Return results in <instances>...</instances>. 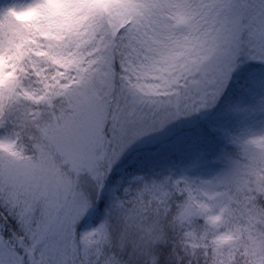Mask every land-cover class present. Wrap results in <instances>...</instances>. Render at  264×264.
<instances>
[{"label":"rangeland","instance_id":"374dc122","mask_svg":"<svg viewBox=\"0 0 264 264\" xmlns=\"http://www.w3.org/2000/svg\"><path fill=\"white\" fill-rule=\"evenodd\" d=\"M34 2L0 0V34L14 35L22 24L31 21L32 14L26 9ZM205 2L210 3L211 0ZM247 3L249 7L242 11L244 22L258 26L259 0H247ZM85 26L86 35L90 34L95 40V31L88 19L82 21L75 34L83 32ZM97 47V63L96 56L90 60L95 61L91 67L89 60L81 59L80 68H89L86 87L80 83L84 73L74 63L65 67L32 56L31 60L64 73V86L54 94L52 88L43 86L41 96L45 100L39 103L44 108L42 111L39 106H27L30 111L42 115L26 116L21 107L20 111L13 110L5 115L0 125L3 126L14 114L20 128L33 124L29 126L35 131L31 132L30 139L35 144L47 145L44 151L46 163L41 168L0 176V208L22 228L38 263L78 264L83 257L92 258L95 254L89 250L88 241L107 236L112 216L123 224L126 233L132 234L135 230L138 235L135 244L139 250L144 251L154 244L157 240L154 228L145 213L137 207L135 212L124 210L126 204L138 202L134 200L133 184L116 188L117 191L107 199L111 212L104 214L97 231L88 236L94 227L91 220L105 181L123 161L138 156L148 147L167 145L193 128H199L201 123L208 122L235 75L239 84L230 94L233 102L221 120V129L194 151L184 152L181 156L179 152L158 154L149 163L148 175L157 180L151 185L153 190L158 189L153 193L156 201L162 200L160 190L164 186L181 182L183 189L180 194L184 195L181 204L184 209L190 204L192 209V215L184 216L205 217L204 203L212 206L210 217L215 215L216 209H226L225 221L237 224L235 229L239 237L236 239L243 236V240L251 244L250 252L264 258V218L260 209L256 211L254 202L250 201L254 199L253 194L261 195L264 190V178L260 174L264 166V66L253 63L258 51L245 44L238 60L225 65L222 71L206 81L202 80L199 85L191 84L182 93H170L164 103L125 88L126 67L144 47L136 45L133 50L127 40L119 39L114 44L111 40L102 41ZM116 57L120 60L118 68ZM67 60L72 61L73 58L67 57ZM36 121L42 127L46 124L51 126V141L40 139ZM0 140L17 144L16 136L0 135ZM34 149L36 154L33 157L39 160L41 153ZM53 158L55 169L50 171L47 164ZM242 159L249 161L246 170L240 167ZM73 160L76 170H72ZM64 161L69 162L67 168L63 166ZM140 179L138 174L135 175L134 184ZM86 190L94 191L92 199L88 198ZM144 193L145 190L139 192L141 195ZM189 193L196 198H191ZM249 205L252 211L248 210ZM252 218L254 228L247 227L246 223ZM0 264H23L17 250L2 243L1 234Z\"/></svg>","mask_w":264,"mask_h":264},{"label":"trees","instance_id":"16d2710c","mask_svg":"<svg viewBox=\"0 0 264 264\" xmlns=\"http://www.w3.org/2000/svg\"><path fill=\"white\" fill-rule=\"evenodd\" d=\"M88 21L91 23L96 35V47L93 49V53L96 56L97 63V54L99 53L97 46H100L102 41H110L109 33L115 27H120L123 23H127V20H121L119 13L116 12L111 19L97 15L94 20L88 19ZM117 50L120 51V49ZM254 60V64L264 66V60L260 58V54L255 55ZM32 61L35 62L39 74L33 75L36 78L33 83L37 87L30 85L29 88L36 92L37 98L44 93V85L52 88L53 94L60 91L64 86L65 74L55 67H53L55 71L49 72L47 65L42 68L41 62ZM118 61L120 60L117 58V68L119 65ZM235 76L230 80L227 89L215 105L208 122L201 123L199 128H193L189 133L174 139L167 145L148 147L138 156L123 161L105 181L103 194L99 199L96 213L91 220L94 222V227L89 231L88 236L94 234L95 230L97 231V225L104 218V214L111 212V210H108L110 205H107V199H110L113 192L117 191L116 188L133 184L132 186L136 192L134 200L138 202L126 204L124 210L135 212L134 209L137 207L145 213L146 219L154 228V234L157 239L155 243L144 251L139 250L135 244L138 239L135 230L132 234L126 233L127 231L124 230L123 224L110 214L109 217L112 216V218L107 236L88 241V248L96 257H83L78 264H221V262L223 264H234L236 258L241 256V254L244 264H264L263 257L250 252L251 244L248 240L249 244L246 240H243V236L240 239H236L239 237L238 230L235 229L237 224L225 221L224 217H226L225 213L227 211L217 223H212L209 219L212 214V206L210 204L204 203L205 217L182 216L181 213L184 211V207L181 201L184 195L180 194L183 189L181 182L178 181V183L170 186H164V189L160 190L161 194H163L162 200L156 201L153 193L158 189L153 190L151 185L157 180L151 174L148 175V171L151 168L149 163L158 154L171 155L179 152V156H181L184 152L194 151L201 146L205 139L212 137L215 132L221 129V120L224 119L228 113V107L233 102L230 94L236 91L235 87L239 84L236 83ZM74 79H77L76 76H74ZM241 84L243 85L244 83L242 82ZM39 105L31 104L30 106L36 108ZM39 108L41 111L44 109L42 106H39ZM16 119V115L13 114L0 127L3 130L0 135L16 136L18 149L26 155L35 156V142L30 139L31 132L35 131L32 127H29L30 125L33 126V124L20 128L16 123ZM28 120L31 122L30 118ZM182 158L180 157V159ZM137 174L141 179L140 182L134 184L133 178ZM144 190L146 193L139 194L140 191L144 192ZM86 194L88 198L92 199L94 191L86 190ZM189 195L191 198H196L192 193H189ZM252 198L254 199L250 201L254 202L256 211L264 207L263 194H253ZM258 216L257 218L260 219L261 216L259 214ZM253 218L255 219V216ZM253 218L246 223L247 227L254 228ZM263 218L264 216H262ZM0 234L2 243L9 248L17 250L23 264H39L35 252H31L33 248L28 237L25 236L18 223L10 216L8 217L2 208H0ZM244 253L247 254L245 255Z\"/></svg>","mask_w":264,"mask_h":264},{"label":"snow or ice","instance_id":"6c2138e0","mask_svg":"<svg viewBox=\"0 0 264 264\" xmlns=\"http://www.w3.org/2000/svg\"><path fill=\"white\" fill-rule=\"evenodd\" d=\"M202 2L205 8L214 14L213 30L208 34L209 40L197 63L196 71L200 78L194 79L193 85H199L202 80L214 77L225 65L238 60L245 44L253 51H258L264 60V0H259L258 26L244 22L242 11L249 7L247 0ZM26 11L32 14L31 21L22 24L21 29L14 35L0 34V125L3 124L5 115L13 110L20 111L21 107L26 116L42 115L30 111L27 106L39 104L45 97L37 98L36 92L23 84V78L39 74L35 62L31 60L32 56L65 67L74 63L77 69L84 73L80 77L81 85L87 86L89 68H80L81 59L73 58L68 61L61 44L65 35L76 33L82 21L94 20L97 15L111 19L113 14L118 12L120 19L127 20V23L115 27L109 33L111 43L114 44L118 39L127 40L128 46L135 50L136 45L151 47L160 43V36L169 29L188 25L191 15L186 0H35ZM170 21L174 24L169 23ZM41 40L47 41V44L40 43ZM94 63L95 61H89V67ZM69 104H72L71 100ZM36 128L41 134L40 139H53L49 135L50 125L42 127L39 121H36ZM34 147L41 153L39 160L19 150L15 142L0 140V176L5 173L11 176L13 172L19 173L24 169L44 166V151L47 145L36 143ZM68 163L64 161L63 166L67 168ZM71 163L72 170H76L75 161ZM47 166L50 171L55 169V158ZM248 210L252 211L251 205ZM225 211L223 207L216 209L215 215L209 219L212 223H217L223 218ZM259 212L264 216V207H261ZM185 214L192 215L190 204L181 213L182 216Z\"/></svg>","mask_w":264,"mask_h":264},{"label":"clouds","instance_id":"9594fccd","mask_svg":"<svg viewBox=\"0 0 264 264\" xmlns=\"http://www.w3.org/2000/svg\"><path fill=\"white\" fill-rule=\"evenodd\" d=\"M186 2L191 13L188 25L169 29L160 36V43L144 47L136 58L131 60L124 72L126 89L166 103L170 93H182L194 79L200 78L196 71L197 63L209 40L208 34L213 30L214 14L205 8L202 0H186ZM169 23L174 24L173 21ZM86 33L85 26V30L79 35L67 34L61 41L67 57L89 61L93 58L96 42ZM41 43L47 44V41L42 40ZM41 67L45 65L42 64ZM47 70L53 72L55 68L47 66ZM70 73L71 69H69ZM35 79L34 76L23 78L24 86L37 87L33 83ZM2 131L0 129V133ZM248 163V160L242 159L241 169L246 170ZM260 174L264 178V166L261 167ZM234 264H244L242 254L236 258Z\"/></svg>","mask_w":264,"mask_h":264}]
</instances>
